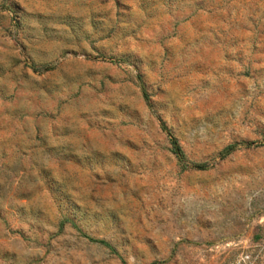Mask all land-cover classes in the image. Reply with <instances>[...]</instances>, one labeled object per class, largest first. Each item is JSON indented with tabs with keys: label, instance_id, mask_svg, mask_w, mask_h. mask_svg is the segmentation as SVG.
I'll return each instance as SVG.
<instances>
[{
	"label": "rangeland",
	"instance_id": "obj_1",
	"mask_svg": "<svg viewBox=\"0 0 264 264\" xmlns=\"http://www.w3.org/2000/svg\"><path fill=\"white\" fill-rule=\"evenodd\" d=\"M0 264H264V0H0Z\"/></svg>",
	"mask_w": 264,
	"mask_h": 264
},
{
	"label": "trees",
	"instance_id": "obj_2",
	"mask_svg": "<svg viewBox=\"0 0 264 264\" xmlns=\"http://www.w3.org/2000/svg\"><path fill=\"white\" fill-rule=\"evenodd\" d=\"M235 150V147L232 146V147H228L227 149H225V151L223 152V154L221 155L222 159L226 158L228 155H230L233 151ZM180 152V151H179ZM178 156H181L180 153H177ZM197 168H200V169H206L207 168V165L204 164V165H199L197 166ZM100 244H102L103 246L105 247H109V245L103 241L100 242Z\"/></svg>",
	"mask_w": 264,
	"mask_h": 264
}]
</instances>
